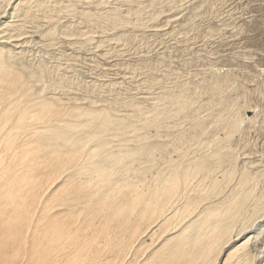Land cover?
I'll return each mask as SVG.
<instances>
[{
  "label": "bare ground",
  "instance_id": "6f19581e",
  "mask_svg": "<svg viewBox=\"0 0 264 264\" xmlns=\"http://www.w3.org/2000/svg\"><path fill=\"white\" fill-rule=\"evenodd\" d=\"M22 5L0 0V264H264L260 167L238 178L218 152L146 146L140 133L171 110L142 126L141 108L47 93L46 71L15 53Z\"/></svg>",
  "mask_w": 264,
  "mask_h": 264
},
{
  "label": "rangeland",
  "instance_id": "374dc122",
  "mask_svg": "<svg viewBox=\"0 0 264 264\" xmlns=\"http://www.w3.org/2000/svg\"><path fill=\"white\" fill-rule=\"evenodd\" d=\"M22 2L8 19L21 21L15 53L46 71L47 93L129 114L141 108L142 126L171 110L174 118L140 133L146 146L178 139L189 158L236 159L238 178L247 164L264 172V0Z\"/></svg>",
  "mask_w": 264,
  "mask_h": 264
}]
</instances>
